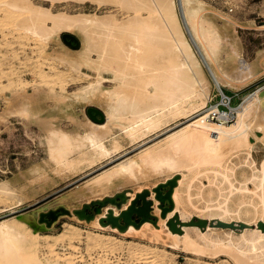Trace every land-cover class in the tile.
<instances>
[{"label": "rangeland", "instance_id": "obj_1", "mask_svg": "<svg viewBox=\"0 0 264 264\" xmlns=\"http://www.w3.org/2000/svg\"><path fill=\"white\" fill-rule=\"evenodd\" d=\"M31 1L36 6L46 7L49 16L56 15L55 19L61 25L64 23L73 24V28L59 31L57 35L53 34L49 38L40 41L25 31L26 21H29L32 15L27 16L26 13L27 17L18 15L19 18L13 14L12 16H6L0 9V184L8 187V192L0 191V224L8 222L11 227L20 231L18 237L20 240H24L19 242L22 250L33 251V256L38 255L37 257L41 263L43 262L42 264H51L56 261L58 264H264V246L258 242L252 244L247 239L240 240L238 233H233L231 239L222 231L217 232L215 229L205 230L204 228L207 233L214 234L215 237L223 240L203 242L200 239L203 243L193 249H186L183 244L179 246L171 245L172 240L167 236L164 228L160 230L161 237L159 238L149 231L145 233H142V231L123 233L118 229L112 230L111 226L101 228L97 222L92 221L93 219H75V213L73 212H60L57 219L49 226L44 221H39L40 215L46 211L59 210L60 207L72 210L81 207L84 202L96 199L104 191L111 192L112 190L106 180L99 183L95 182L97 175L114 167L125 158L136 155L143 147L155 145L167 132L183 126L182 123L185 118L170 119L169 123L167 122L159 130L149 132L143 138L133 141L124 136L121 130L122 121L114 123L108 120L107 124L111 128V133L106 136V142L109 145L112 137L118 135L120 141L118 149L112 151L109 155H96L90 158L84 157L81 152H75L72 155L74 159L72 168H69L71 170L65 168L55 173L52 162L47 160L48 150L45 133L24 116L9 109L8 105H10L14 95L22 98L23 94L28 93L27 95L30 96L33 102L30 109L31 115L34 113L49 116L56 115L57 117L54 120L56 125L68 130L83 132V121H87V118L94 122H105L106 117L103 121H99L92 119L87 113L89 107H101L97 98L102 99L105 97V90L112 89L117 84V81L111 78V73L104 69L96 70L85 59L87 53L85 44H90L89 38L93 37L96 31L93 23L100 17L114 19L112 22L113 29L117 28L114 30L116 32L113 31L115 35L123 32L124 26L129 27V29L135 27V29L139 28L140 30L141 28V34H138L141 38L137 39L136 42H140V62L143 65L141 66L139 62V67L136 65L137 69L135 67L131 69L133 72H136V70L138 72V69L142 71V74L139 73L140 71L138 72V75H141L139 76L141 82L138 80V83L142 84L147 80H156L159 77L161 81L168 80L169 71L172 70L174 62L172 61L173 56L167 55L169 46L167 40L163 38L165 26H163L162 18L152 10L153 8L155 10L156 6L150 9L146 2L144 3L145 6L132 0ZM168 4L171 9L169 15L173 19L171 20L174 22L173 25L178 24L177 26H179L181 24L183 30L180 32H184L191 44L199 59V67L212 81L210 93L204 97L206 102L209 96L217 93L218 88H221L224 93L231 96L230 103L236 108L250 93L264 87V68L261 67H257L256 74L249 76L251 79L246 77V79L244 78L238 82L241 87L239 92L238 89L236 91L240 96L237 93H232L235 89L231 92V88L217 84L211 69L201 59L190 40L182 21L183 16L178 6V0H169L167 1ZM188 7L191 10L198 9L195 17L198 18L196 23H199L198 20L203 15L213 25L215 22L216 27L220 28L219 31L225 39L227 38L223 40L220 48L219 60L221 62L224 61L223 63L233 65L237 61L238 56L229 48L228 40L239 37L243 58L247 63H255L258 51L264 48V0H189ZM24 17L26 18L24 19ZM23 19L25 22H23ZM229 20L236 24L237 33L234 32ZM52 21L53 19L50 17L47 23L51 25ZM22 26L25 28H21ZM149 33L152 35H148ZM68 34L78 39V46L67 43L64 36L67 40H70L71 37ZM100 37L98 38V44L103 42L101 41L102 37L104 41L106 40L104 36ZM60 41L63 44H60ZM129 41L131 42V38L128 39ZM156 41L157 43H155ZM71 42L74 44L75 40L71 39ZM98 44L97 46H101V43ZM166 52L168 53L166 54ZM92 53V56L96 57L95 52ZM143 70L148 74L143 73ZM101 75L105 77H101ZM149 75L153 76L152 79L148 78ZM97 79L99 80L97 81ZM153 88L155 87H151V90ZM157 88L159 87L157 86L155 89ZM87 91L89 97L82 95L80 98H75L79 92ZM103 91L105 94H103ZM60 95L62 98H60ZM91 99L93 100L90 101ZM217 99H219L218 94L214 96L212 102ZM207 109V107L204 108L205 111ZM96 116L99 117V114H96ZM255 132L262 135L260 129H255ZM249 138L252 141L250 146L252 159L255 160L256 166L261 168L264 159V143L254 135H250ZM242 151L238 157L228 161L229 170L227 173L234 186L233 194H229L227 197L232 208L237 211L230 216L235 222L239 219H248L249 221L254 219L255 211L252 212V206H248L246 202L251 200L252 203H258L260 201L256 195L259 192L257 187L260 183L252 179V159L249 158L247 151L244 149ZM45 171L51 176L45 187L42 190L33 189L31 187L33 185L32 181ZM183 172L187 173L188 171L183 170ZM256 174H259V170L256 171ZM209 178H213V175L206 173L198 176L193 181L190 178L188 184L177 187L182 201L184 200V203L181 202L179 207L183 214L186 213L184 214L185 217L203 214L198 209L190 206L189 200L199 207L214 205L219 201V191L221 189H226V193L230 191L229 181L218 179L217 184L210 185ZM190 182H192L191 188H189ZM85 185H88L93 191L101 187L102 191H99L100 193L96 192L97 194L89 192L86 196L79 197L76 192ZM246 186L249 187L250 194L244 193ZM19 187H22L28 195L23 198L24 200L19 199L14 191ZM143 188L151 189L152 187L144 186ZM9 194L12 195L8 197ZM246 210H250V212L246 213ZM92 211L93 207L87 210V212ZM157 226L161 228L160 225ZM248 226L253 227L254 225L249 224ZM189 231L192 236L198 237V229L190 228Z\"/></svg>", "mask_w": 264, "mask_h": 264}, {"label": "bare ground", "instance_id": "obj_2", "mask_svg": "<svg viewBox=\"0 0 264 264\" xmlns=\"http://www.w3.org/2000/svg\"><path fill=\"white\" fill-rule=\"evenodd\" d=\"M132 1L145 6L148 4L147 6H150V9L156 6L155 10L154 8L152 10L153 12H157L162 18L163 26H165L163 38L168 42V52L170 53L166 52V54L168 53L167 55H172V61L174 62L173 67L171 68L172 70L169 71V79L164 80L166 81L165 83L160 84L164 81H161L159 77V81L157 82L156 80L158 79L156 78V80L153 79L154 81L147 80L140 84L141 80H139V76L141 75L138 74H142V71L138 69V72H140L138 73L136 70V73L131 70L132 67L136 68V65L141 61V55L139 54L140 42H136L137 39L141 38L139 37L140 35H138L141 34V28L140 30L139 28L135 29V27L129 29V27L124 26L123 32L115 35L114 32L116 31L114 30L117 28L115 27V29H113L114 25L112 22L114 19H104L100 17L94 23L92 22L95 25L92 24L93 27L96 28V31L93 37L89 38L90 44H85L86 46H84L87 51L85 55L86 61L92 64L98 71L104 69L111 73V78L117 81V84H115L112 89L105 90V97L102 99H100V97L97 98L99 99V104L101 106L99 108L104 112L106 121L100 123L87 118V121H83V132L65 129L62 126L56 125L54 122L57 117L56 115L49 116L41 113H34L31 115L30 109L33 102L30 99V96L27 95L28 93L23 94L22 98L14 95L15 97H12L10 105H8L9 109L13 110L14 113L24 116L28 121L38 126L40 130L45 133V141L48 150L47 160L52 162L54 168L53 171L55 173L65 168H72L74 162L72 155L75 152H81L84 157L90 158L95 157L96 155H109L112 151L117 150L120 145V141L117 137L118 135L112 137L109 145L106 142V136L111 133V128L107 124L108 120L114 123H116V121H122L123 125L121 130L124 136L129 137L133 141L143 138L149 132L151 133L159 130L163 125L167 124L170 119L176 117L185 118L182 123L184 124L183 126L167 132L159 139L160 141L156 142L155 145L143 147L136 155L125 158L114 167L97 175L95 182L97 181L99 183L102 180H106L112 191H104L103 194L98 195L96 199H101L105 195H113L123 189L126 191L129 190L127 191L128 193L126 192L128 194L127 201L122 204V207H125L130 202V199L134 197L135 193L142 190L144 186L153 187L157 183L170 179L180 173L181 177L179 176L177 178V183L171 194L174 206L167 212L166 216H160L161 209L158 206L159 200L154 197V192L151 190V197L154 200L153 210L151 212L157 215L159 214V222L154 224L149 220H145L139 227L129 224L128 227L122 231L123 233H129L132 231H142V233H145L149 231L159 238L161 237L160 230L164 228L167 236L172 240L171 245L179 246L180 244H183L186 246V249H193L203 242L223 240L215 237L216 235L205 231L207 229H215L217 232H224L226 236L231 239L233 233H238L240 240L247 239L252 242V244L258 242L260 245L264 246V229L258 225L259 221L264 222V159L261 168H258L255 160L252 159L250 149L252 141L249 138L250 135H254L258 140H261L264 143V87L250 93L244 98L239 106L236 108L233 107L235 110V118L233 121H213L208 117V114H206L207 111L204 110V108H206V99L204 97L209 95L212 81L199 67V59L191 44L186 38L184 32H180L183 30L181 24L179 26H177L178 24L173 25L174 22L171 21L173 19H171L169 15V10L171 9L168 7L169 4L167 5V1L169 0H147L149 3H147L146 0ZM188 1L189 0H178V6L182 13L181 15L183 16V24H185L188 30H186L188 35L190 34L189 37L191 42H194L193 45L195 44V48L198 49L196 50L199 55L202 56L201 59L211 69V73L216 83L231 89L239 90L241 85H239L238 82L240 80H243L244 78L246 79V77L250 78L249 76L256 74L257 67L264 68V48L258 51L255 63H247L242 55L240 38L233 37L228 40L229 48L238 56V59L233 65L223 63L224 61L221 62L219 60V53L225 37L219 31L220 28L218 29L216 27L217 25H215V22L213 25V23L205 19L203 15L201 18L198 16L200 18L198 20L200 24L198 22L196 23L198 18L195 17L197 16L198 9L191 10L188 7ZM145 2L146 4H144ZM158 2L160 5L159 7ZM170 3L172 4L171 1ZM0 6L1 11H3L6 16H12L13 14L19 18L18 15L26 16V13L27 16L32 15L34 19H31V17L29 21H26L27 25H25V31L40 41L49 38L53 34L57 35L59 31L70 30L73 28V24L64 23L61 25L56 21V15L49 16L46 7L36 6L31 0H1ZM26 17H24V19ZM50 17L53 19L51 25L47 23V20ZM23 22H25V20ZM229 23L233 27L234 32L237 33L236 24L230 20ZM23 27L24 26L21 28ZM94 28L92 29L94 30ZM151 31L153 30L151 29ZM148 35L152 34L149 33ZM100 36H104L106 40L104 41L102 37V40H99L103 41L104 44L102 45L103 42L99 41L101 46H97L98 38ZM144 36L146 37L147 35ZM129 38H131V42H128ZM155 43H157V41ZM60 44H63V42L60 41ZM93 51L95 52L96 57L92 56ZM142 65L143 64L141 63V66ZM143 69L145 70L146 68ZM144 70L143 73L145 72ZM101 77L105 76L101 75ZM152 77L153 76H150L148 78L152 79ZM98 80L99 79H97V81ZM138 80L140 81L139 83ZM153 86L155 88L158 86L159 88H153V90H151V87ZM84 88L86 89V87ZM88 93V91L83 93L79 92L75 98H80L82 95L89 97ZM105 93L103 91V94ZM60 98H62L61 95ZM65 98L67 99V97ZM92 100L93 99L90 101ZM255 129H260L262 135L257 134ZM243 149L247 151L249 158L252 159V179L254 181H259L260 183L257 187L259 188V192L256 193L260 201L258 203H252L251 200L246 202L248 206H252L251 211H255L254 213L256 215L254 219L251 221L248 219H239L237 221H244L246 224H252L254 226H245V228L241 229L217 225L216 220L218 219L232 221L233 218L230 216L233 212H237L232 208L227 197L229 194H233L234 186L227 173L229 170L228 161L234 157H238L243 152ZM183 170H187L188 172L184 173ZM258 170L259 174H256V171ZM206 173L213 175V178H209L210 185L217 184L218 179L220 181H229L231 186L230 191L226 193V189H221L219 191V201L214 205L199 207L190 201L189 198H187L189 200L187 201L190 206L203 213L196 214L195 216L204 217L209 221L215 219V223L213 225L207 223L205 230L195 224H183L181 226V232L172 231L167 226L166 219L173 215V213H178L179 219L182 221L190 219V217L184 216L186 213L183 214L179 207V204L184 200L182 201L181 196L177 191V187L188 184L190 178L191 181H193L198 176L205 175ZM50 177L51 176L45 171V173L39 175L34 181L31 180L33 182L31 187L35 190H42ZM191 183L192 182L189 184V188H191ZM0 191L8 192V187L4 184H0ZM14 191L19 199L28 196L22 187L16 188ZM99 191H102L101 187H98L93 191L92 188L85 185L79 188L76 193L79 197H83L89 192L95 194ZM244 193H251L249 187L246 186ZM10 195L12 194H9L8 197H10ZM243 203H245V201H243ZM109 207L113 208L115 214L118 213L119 209L114 204L104 205L102 211L96 214L95 218L92 220L95 223L97 222L101 228L106 227L107 225L101 224L98 221V218L104 216ZM249 212L250 210H246V213ZM74 218L77 219V215L74 214ZM157 225H160L161 228H158ZM190 228L198 229L197 235L199 238L190 234ZM111 229L116 230L117 227H111ZM19 234L20 231L11 227L8 222H2L0 224V264H42L43 262L41 263L40 259L37 257L38 255L33 256V251L22 250L19 242H23L24 240L22 241L19 239ZM200 239H202L203 242ZM51 264H58V262L56 261Z\"/></svg>", "mask_w": 264, "mask_h": 264}, {"label": "water", "instance_id": "obj_3", "mask_svg": "<svg viewBox=\"0 0 264 264\" xmlns=\"http://www.w3.org/2000/svg\"><path fill=\"white\" fill-rule=\"evenodd\" d=\"M183 23L184 20L182 19ZM185 25V24H184ZM186 28V26H185ZM187 30V28H186ZM188 31V30H187ZM71 39L75 40L73 44L70 40H67L64 36V39L68 44L73 46H78L79 41L75 36L68 34ZM190 35V34H189ZM192 39V38H191ZM194 43V42H193ZM195 45V44H194ZM196 47V46H195ZM197 49V48H196ZM198 50V49H197ZM202 57V56H201ZM93 111V112H92ZM87 113L90 115L92 119L103 121L105 115L101 109L97 107H89L87 109ZM99 114V117L96 116ZM179 174H176L170 179H166L163 182L157 183L151 189L143 188L140 191H137L133 198L130 199V202L122 207V204L127 201L128 194L125 189L114 193L113 195H105L101 199H92L89 202H84L81 207L73 208L72 210L66 207H60L59 210L51 209L49 211L44 212L40 215L39 221H44L46 225H51L54 220L57 219L60 212L70 213L73 212L77 215L78 218H85L86 220L94 219L96 214L102 211V207L104 205L114 204L118 209V213L115 214L113 208H108V211L104 216L98 218V221L103 225H110L111 227H117L118 230L124 231L129 224H133L136 227H139L141 223L145 220H149L152 223H156L158 220V215L152 213L154 200L151 197V190L154 192V197L159 200L158 206L160 207V216L165 217L167 212L171 210L174 206L173 199L171 197L174 186L177 183V178ZM166 187V189H164ZM93 207L92 212H87ZM215 220V219H214ZM215 221L212 219L209 221L204 217L192 216L187 221H182L179 219L178 213H173L170 217L166 219L167 226L172 231L181 232V226L183 224H195L201 228H205L207 223L213 225ZM217 225L233 227V228H243L244 226H248L244 221H224L221 219L216 220ZM258 225L264 229V222L259 221Z\"/></svg>", "mask_w": 264, "mask_h": 264}, {"label": "built area", "instance_id": "obj_4", "mask_svg": "<svg viewBox=\"0 0 264 264\" xmlns=\"http://www.w3.org/2000/svg\"><path fill=\"white\" fill-rule=\"evenodd\" d=\"M219 95V99L212 102L214 96ZM231 96L224 93L221 88L218 92L209 96L206 102L207 114L210 119L217 122H231L235 118V110L230 103Z\"/></svg>", "mask_w": 264, "mask_h": 264}, {"label": "crops", "instance_id": "obj_5", "mask_svg": "<svg viewBox=\"0 0 264 264\" xmlns=\"http://www.w3.org/2000/svg\"><path fill=\"white\" fill-rule=\"evenodd\" d=\"M232 90H233V89H230V91H231V92H232ZM233 91H234V90H233ZM237 91L239 92V90H237ZM237 91L235 90V91H234V92H232V93H237V95H238V96H240V95L238 94V92H237ZM230 94H231V93H230ZM107 226H110V225H107Z\"/></svg>", "mask_w": 264, "mask_h": 264}]
</instances>
